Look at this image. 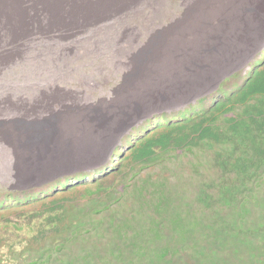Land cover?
I'll return each instance as SVG.
<instances>
[{
	"label": "rangeland",
	"instance_id": "obj_1",
	"mask_svg": "<svg viewBox=\"0 0 264 264\" xmlns=\"http://www.w3.org/2000/svg\"><path fill=\"white\" fill-rule=\"evenodd\" d=\"M263 38L264 0H0V191L99 177L118 160L116 146L143 122L155 125L160 115L217 92L237 71L248 72L264 51ZM41 125V137H34ZM188 154L169 153L137 177L181 176L178 215L183 226L196 227L190 234L196 241L230 234L229 213H237L236 226L248 211L264 216L251 185L238 201L242 211L200 204L205 194L196 184L221 172L209 151ZM137 224L153 234L144 221Z\"/></svg>",
	"mask_w": 264,
	"mask_h": 264
},
{
	"label": "trees",
	"instance_id": "obj_2",
	"mask_svg": "<svg viewBox=\"0 0 264 264\" xmlns=\"http://www.w3.org/2000/svg\"><path fill=\"white\" fill-rule=\"evenodd\" d=\"M217 93L208 107L205 98ZM200 99L170 116L160 115L155 125L148 119L126 135L113 151L118 160L90 182L82 174L37 189L0 191V264H137L142 257L144 264H159L181 253L184 248L177 245L196 228L183 226L178 215L181 176L172 181L166 171L137 177L172 152L180 159L194 148L209 151L213 167L227 178L228 183L212 181L201 189L200 204L214 211L237 207L238 195L251 185L254 205L264 207V51L249 63L248 72L234 73L217 92ZM230 215L237 219V213ZM248 215L240 216L245 224ZM138 220L170 241L157 248L156 237L145 239ZM174 244L179 249L170 255Z\"/></svg>",
	"mask_w": 264,
	"mask_h": 264
},
{
	"label": "clouds",
	"instance_id": "obj_3",
	"mask_svg": "<svg viewBox=\"0 0 264 264\" xmlns=\"http://www.w3.org/2000/svg\"><path fill=\"white\" fill-rule=\"evenodd\" d=\"M214 100L215 98L210 99L209 102L212 103ZM211 103L208 105V107L211 105ZM144 126L145 125H143V127ZM120 145H122V143ZM211 162H214V157L212 158ZM198 174H201V173L199 172V170H196L195 175L197 177H198ZM75 177H79V176L77 175ZM219 180H222V183H228L227 178L223 176V174H221V176L218 178L210 174L205 179V182L203 179L201 183L196 184L195 190L206 189L207 184H209L212 181L218 182ZM71 181H73V179H71ZM178 181H179V177H178ZM189 194H193V192H190ZM241 197H243V195H238V200L242 199ZM238 209L239 211L240 210L242 211L241 208L238 207ZM247 214H249V211L242 217L245 218ZM257 221L259 222L257 223ZM247 222L248 224H245V223L241 225L237 224V226L239 227V230H238L239 232L236 231L237 226L235 223L233 230L231 231L230 234H221V235L216 234L214 236L215 239L211 242L196 241L190 235L191 233H188L185 243L181 242L179 243V245H177V246H181L182 248H184V249H181L180 251L181 253H185L184 260H180L178 258V255H179L178 253L174 257L169 256L165 258L163 261H160L159 259L157 263L159 264H189V263L190 264H264V247L260 248V245H259L260 243L258 241L259 237H261L262 235L264 236V216L261 217L255 212H253L247 216ZM241 230H244V232L241 233L240 232ZM142 235L144 236L145 239L156 237L157 242L160 243L157 246V248L164 247L170 241V240H165L166 237L162 238L155 233L144 234L142 232ZM238 235L240 236L236 237ZM243 235L245 236V238L242 237ZM177 246L176 244L172 245L169 252L173 250L174 251L169 253L170 255L175 254L178 248ZM194 249L197 250L196 256H195L197 262L193 260L192 254H191V251ZM257 254H258V258H256ZM220 255L223 258V260H220V257H219ZM142 260H143V257L138 259L136 263L144 264V260L143 261ZM114 262L116 263L115 259H114Z\"/></svg>",
	"mask_w": 264,
	"mask_h": 264
},
{
	"label": "bare ground",
	"instance_id": "obj_4",
	"mask_svg": "<svg viewBox=\"0 0 264 264\" xmlns=\"http://www.w3.org/2000/svg\"><path fill=\"white\" fill-rule=\"evenodd\" d=\"M103 1H104V0H103ZM106 11H107V10H106ZM93 13H94V12H93ZM96 25H97V24H96ZM71 26H72V25H71ZM262 44L264 45V38H263V43H262ZM263 45H262V46H263ZM239 71H240V70H239ZM237 72H238V71H237ZM228 78H229V77H228ZM221 84H222V82L220 83V85H221ZM220 85H219L218 88H217L218 90H219V88H220ZM214 92H215V91H213L212 93H214ZM212 93H211V94H212ZM211 94H210V95H211ZM202 97H204V96H202ZM202 97H200V98H202ZM200 98H199V99H200ZM199 99H197V101H198ZM197 101H196V102H197ZM196 102H195V104H196ZM146 121H147V120H146ZM143 123H144V122H143ZM143 123H142V124H143ZM41 128H42V125H41V126H37V127L35 126V129H34V131H35L34 137H41L42 134L39 132V130H40ZM31 137H32V136H31ZM32 139H33V138H32Z\"/></svg>",
	"mask_w": 264,
	"mask_h": 264
}]
</instances>
